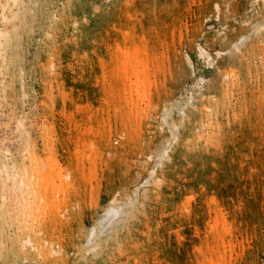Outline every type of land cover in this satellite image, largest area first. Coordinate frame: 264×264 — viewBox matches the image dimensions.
Here are the masks:
<instances>
[{"label": "rangeland", "instance_id": "1", "mask_svg": "<svg viewBox=\"0 0 264 264\" xmlns=\"http://www.w3.org/2000/svg\"><path fill=\"white\" fill-rule=\"evenodd\" d=\"M24 2L14 8L21 67L11 81L0 74L12 87L0 96V150L9 166L33 164L34 152L50 207L23 246L21 177L4 184L0 264H44V243L59 247L51 234L64 255L52 264H264V0ZM129 51L152 67L134 110ZM114 204L125 222L88 253L89 230Z\"/></svg>", "mask_w": 264, "mask_h": 264}, {"label": "bare ground", "instance_id": "2", "mask_svg": "<svg viewBox=\"0 0 264 264\" xmlns=\"http://www.w3.org/2000/svg\"><path fill=\"white\" fill-rule=\"evenodd\" d=\"M1 1V0H0ZM4 1L5 3L2 5H5V7L3 6V9L1 10L0 9V74H6L7 76H5V80L7 77L10 76V78H8V80L11 81V76L13 77L14 75V68L17 67V68H20L18 67V65L16 64L18 61H17V57H18V49L16 48V45L18 44V42L16 41H19L20 40V35H21V32L19 33L18 30H17V26H18V22L16 21V19H18V12L17 10H15L14 8L16 7V5L18 6L17 3H19V6L20 7V4H21V8L23 9L24 5H23V2L24 0H2ZM1 1V2H2ZM48 1V0H47ZM0 2V3H1ZM28 2V0H27ZM7 3V4H6ZM76 3V2H75ZM25 6H27L28 4L25 3ZM0 5V7L2 6ZM17 7V8H18ZM19 9V8H18ZM28 9V8H27ZM80 9V8H79ZM26 10V9H25ZM32 10V8H31ZM24 11V10H23ZM28 11V10H27ZM26 11V12H27ZM33 11V10H32ZM31 11V12H32ZM22 12V11H21ZM23 13V12H22ZM25 15V14H24ZM21 16V15H20ZM24 19V18H22ZM29 19V18H28ZM23 21V20H22ZM5 24H4V23ZM17 22V23H16ZM17 24V25H16ZM25 25V24H23ZM26 29V28H24ZM30 29V28H29ZM22 38V37H21ZM21 41V40H20ZM19 45V44H18ZM122 52V51H121ZM120 52V53H121ZM207 52V51H206ZM205 50H201V56L202 58L205 56H207V58L211 59V57L208 56V53H206ZM21 53V52H20ZM123 55V73H124V82H125V85L128 83V88L129 86L131 88H129V93L131 95L130 97V101H131V104L130 106L132 107V109H136L138 106H139V103H142L145 101V100H148L149 98H147L148 96V87L149 85L147 86V77H148V73L150 71V69L152 68L151 65L149 64V62L146 60L145 62H143L138 56H140L139 53H137L136 51H129L127 53H121ZM22 55V54H21ZM19 59V57H18ZM21 59V58H20ZM205 59V58H203ZM208 61V60H207ZM45 69V68H44ZM150 74V73H149ZM3 81V80H1ZM7 82V81H6ZM6 82H3V84H7ZM13 82V80H12ZM1 84V83H0ZM11 85V84H10ZM2 86V85H0ZM5 85H3L4 87ZM13 86V85H12ZM133 86H137L138 87V90H135V88ZM141 87V88H140ZM10 86H8V88L5 89H1L0 88V96L6 95V91L7 89L9 90ZM134 88V89H133ZM134 90V91H133ZM4 95V96H5ZM129 95V96H130ZM146 97V98H145ZM136 98V99H135ZM1 100V99H0ZM145 103V102H144ZM2 110V109H1ZM137 111V110H136ZM139 112V111H138ZM141 112V111H140ZM137 114V112H136ZM1 115V114H0ZM4 116V114H2ZM134 115V114H133ZM137 116V115H136ZM135 118V117H134ZM19 125V124H18ZM43 127L45 126V132H46V135H49V132H50V126H46L44 125V123H42ZM21 128L17 127L18 130H21V131H18V134L21 132L24 131L25 129V125L22 124V125H19ZM22 127L24 129H22ZM19 134V135H21ZM21 138V137H20ZM22 141V140H21ZM28 145V146H27ZM27 145L26 147L31 149L32 147L31 146V143L28 141L27 142ZM2 147L0 146V149ZM2 151V150H0ZM8 151V150H7ZM3 152V151H2ZM166 152V150H165ZM165 152L162 154L161 158L165 155ZM7 153V152H6ZM0 153V161H1V164H3L2 166H0V169H1V177H0V190H1V196L2 198L5 200V196L7 195H3L5 194L6 192L4 191L5 190V187L6 186V182L8 183V181L10 180V178H12V180L14 181L15 178L18 176L21 177L20 180L16 178V182H14L13 184V187L17 189V193H18V196H17V200H15V202H18V205L16 204V213L17 212V209L21 212L18 213L17 217H15V221L16 219L19 220V229H22L25 233L21 236H23L21 238V242H22V245L24 246L26 244V238L31 235L32 233H35V232H41L43 231V226H44V219H45V216H44V212L45 210H47L50 206L48 204V201H50V199H48V186H49V183L47 184L46 181H44L43 178H45L44 176H42L41 174V171H39V168L40 167H43L42 166V163L40 162V160L38 161H35L36 158L34 157V152H32L33 154H30L29 157H28V160L30 162H32L34 160V162H32L33 164L29 163L28 161H26V164H18V161L16 162V160L12 161V166H9V161L6 162L9 158H13L11 156V154H9V152L7 153ZM8 158V159H7ZM15 158V157H14ZM9 159V160H11ZM18 159V158H17ZM8 163V167L6 166ZM0 164V165H1ZM58 163H54L53 165L50 164L49 166V172L51 175H55V173L57 175H61L62 174V171L61 169L58 167L57 165ZM9 168V169H8ZM56 171L60 172L61 171V174L60 173H57ZM59 178V180H61L62 182V179ZM53 178V177H52ZM7 180V181H5ZM17 180H18V183H17ZM54 180V178H53ZM149 180V179H148ZM52 183V180L49 181ZM59 184V186H56V190L57 191V196H55L54 200L52 202H58V197H60L59 195L62 194L63 195V192H64V186L65 184ZM148 182V181H147ZM16 183V184H15ZM4 184H5V187H4ZM9 184V183H8ZM47 184V185H46ZM15 185V186H14ZM10 186V185H8ZM12 186V185H11ZM52 186V185H50ZM10 187H8L9 189ZM13 188V189H14ZM15 189V190H16ZM12 190V189H11ZM10 191V190H9ZM9 194V192H8ZM11 194V193H10ZM16 194V193H15ZM13 195V194H12ZM17 195V194H16ZM8 196V195H7ZM20 196V197H19ZM16 197V196H15ZM114 202V201H113ZM128 202L130 203L131 202V199H128ZM115 203V202H114ZM128 203V204H129ZM116 204V203H115ZM113 205V206H110L107 210L103 211L102 212V216L99 217L98 221L92 225V228L89 230L88 232V236H87V240L85 242V248H86V251L88 253H98L99 252V249H101V243L103 241V235H104V229H106L107 227L111 229V231H115L117 226L121 223V221L125 218L123 216V213L122 212V209L120 208L121 205ZM125 204V203H124ZM127 204V203H126ZM127 204V205H128ZM131 205L133 206V203H131ZM133 208V207H132ZM134 209V208H133ZM15 213V215H16ZM2 214V212H1ZM21 214V215H20ZM7 215V214H6ZM120 215L123 216V219L120 218ZM223 215V214H222ZM4 216V215H3ZM26 216V217H24ZM52 216H54V213L52 212ZM119 216V217H118ZM221 216V215H220ZM1 217V216H0ZM119 218V222L118 220H116L115 218ZM219 217V215H218ZM222 218L224 219V217L222 216L220 219L221 221H224L225 223V219L222 220ZM4 219V217H3ZM126 219V218H125ZM125 219L123 222H125ZM116 220V224L114 223ZM1 221V220H0ZM130 221V220H129ZM17 222V221H16ZM208 222V221H207ZM227 222V221H226ZM215 223V222H214ZM218 223V222H216ZM111 226H110V225ZM123 224V223H122ZM219 224L221 225L222 223L219 222ZM228 224V223H227ZM226 226V224H224ZM224 225L223 228L225 227ZM217 225H215L216 227ZM1 227V226H0ZM17 227V226H16ZM124 227V225H123ZM208 227V226H207ZM120 228V227H119ZM121 228H122V225H121ZM120 228V229H121ZM27 229V231L25 230ZM109 229V230H110ZM219 230H221V228H218ZM226 229V228H224ZM230 229V228H229ZM127 230V229H126ZM223 230V229H222ZM17 231V230H16ZM52 231V230H51ZM54 231V230H53ZM108 231V229H107ZM128 231V230H127ZM206 231V230H205ZM216 231V229H215ZM224 231V230H223ZM229 231V230H228ZM109 232V231H108ZM107 232V234H108ZM121 232V231H120ZM207 232V231H206ZM225 232V231H224ZM232 232V231H231ZM21 233V232H20ZM52 233V232H51ZM213 233V232H212ZM221 233V232H220ZM60 234V233H59ZM114 234V232H113ZM227 234V233H226ZM106 235V234H105ZM111 236V235H110ZM113 236V235H112ZM219 237V235H217ZM221 236H222V233H221ZM225 236V235H224ZM228 236V234L226 235ZM225 236V237H226ZM109 237V236H108ZM60 238V237H59ZM110 238V237H109ZM117 238V237H115ZM56 240H58L56 242ZM108 240V239H107ZM110 240V239H109ZM112 240V239H111ZM48 241H51L52 245H57L59 246L58 247V251H55V252H52V253H49L52 249L49 248L48 245H46L44 243V247H42V250L44 252V256L45 255H49V257H46V258H42L41 261L42 263L44 264H52V260L55 259V260H59V259H62L64 257L63 253H61V248L60 246L62 245L60 242H59V239H56L54 240L52 238V234L51 236L49 235V238H48ZM62 241V240H61ZM117 241V240H116ZM205 241V240H204ZM115 242V241H114ZM208 243V241H207ZM223 243V247H224V242L222 241ZM43 244V241H41L39 243V246H41ZM21 245V246H22ZM208 245V244H207ZM217 246V245H216ZM227 246V245H226ZM215 247V245H214ZM213 247V248H214ZM219 247V245H218ZM221 247V246H220ZM219 247V248H220ZM105 248V247H104ZM206 248V247H204ZM217 248V247H216ZM222 248V247H221ZM199 250V249H198ZM202 250H204L202 248ZM202 250H199V251H202ZM208 250V249H206ZM213 251V250H212ZM216 251V250H215ZM226 251V249H225ZM228 251V250H227ZM209 252L206 251V253ZM102 253V251L100 252ZM205 253V250L203 252V255ZM215 253V252H214ZM199 254V253H198ZM201 254V256H203ZM212 255V254H211ZM201 256L199 257V259L201 258ZM204 257H207V256H204ZM214 258V257H213ZM197 259V258H196ZM200 260H203L202 263H204V260L206 261V258H201ZM39 261V260H38ZM54 261V260H53ZM197 261V260H196ZM55 262V261H54ZM199 262V264L201 263V261H197ZM41 263V262H40ZM201 263V264H202ZM218 263V262H217ZM198 264V263H197ZM204 264H216L215 262H213V260L211 261L210 259H208Z\"/></svg>", "mask_w": 264, "mask_h": 264}]
</instances>
